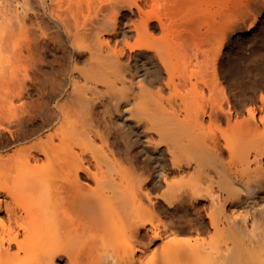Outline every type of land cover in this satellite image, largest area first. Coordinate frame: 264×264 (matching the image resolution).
Returning <instances> with one entry per match:
<instances>
[{"label": "bare ground", "instance_id": "bare-ground-1", "mask_svg": "<svg viewBox=\"0 0 264 264\" xmlns=\"http://www.w3.org/2000/svg\"><path fill=\"white\" fill-rule=\"evenodd\" d=\"M262 1L0 0V108L15 46L32 68L17 75V172L0 163L15 175L0 264H264V165L243 145L264 81L241 79L264 50ZM208 229L226 238H181Z\"/></svg>", "mask_w": 264, "mask_h": 264}, {"label": "rangeland", "instance_id": "rangeland-1", "mask_svg": "<svg viewBox=\"0 0 264 264\" xmlns=\"http://www.w3.org/2000/svg\"><path fill=\"white\" fill-rule=\"evenodd\" d=\"M17 0H6L5 2V8L3 6V8L5 9V12H7V10L9 11V13H14L15 10V6L17 3ZM263 2V1H262ZM6 3H8V5H6ZM7 6V7H6ZM262 8L260 9L259 13H258V23H257V27L258 30L262 29L264 27V2L262 3ZM12 9V11H11ZM261 27V28H260ZM17 29V28H15ZM255 31V33L258 32ZM32 31L30 30L27 34L30 38L33 37ZM15 34V38H16V42H17V30H15V32L13 33V35ZM27 34H23V35H27ZM20 35V34H18ZM22 35V34H21ZM20 35V36H21ZM23 35L20 37L23 39ZM256 34H254L253 32H251L250 34H248V37H253ZM32 36V37H31ZM14 38V39H15ZM19 38V41L21 40ZM22 41V40H21ZM24 40L22 41V43L20 42L19 45H24L23 44ZM20 45V46H21ZM16 48H13V53H12V57H11V61L8 63H6V75H7V79L6 80H10L11 81V87L10 90L8 91V93L6 94V97L1 101L2 106L0 108V135H2V133L4 135H6L8 138H10V143L4 147V148H0V163L5 162L6 159H8L7 161L9 162V164H13V166L15 167V171L13 172L16 173L17 172V139L15 141L12 140V134L10 131L14 132L15 134H17V104L19 103L17 101V75L21 77L24 76V72H25V76H31L32 75V68H31V64L29 63V58L27 59V57H20L19 51L20 49L17 48V46H15ZM20 57V58H19ZM26 59V63L25 60ZM29 60V61H28ZM28 63L30 66H28ZM27 64V65H26ZM24 65H26L25 67H23ZM23 67V69H22ZM29 67V68H28ZM27 68V69H26ZM31 69V70H28ZM29 71V73H28ZM28 73V75L26 74ZM11 78V79H10ZM241 79H242V85L244 87H252L253 85L263 82L264 81V50L262 51L261 55L259 54L258 57H256V59L253 61L252 65H250L248 68H246V71H244L241 75ZM248 113L245 112L244 115L241 116V118H244L245 116L247 117ZM245 117V118H246ZM264 123H261L259 126V130L257 131H253L251 132L249 135H246L245 141L243 143V145L245 144V149L246 151L250 152V158L251 160L253 158H255V162H261L263 161V165H264ZM8 151V153H10L9 156L10 158H7L8 155L3 156V153ZM263 159V160H261ZM253 160V161H254ZM262 163V162H261ZM2 176L0 178V184L2 183H13L14 181V176ZM12 200V199H11ZM264 199L260 200V204L257 205L259 207H261L260 209L256 206V210L257 211H261L262 209H264ZM29 201V197L26 196V198L23 199V202H27ZM13 206L15 207L16 211H17V199H13ZM263 207H262V205ZM230 208V209H229ZM258 208V209H257ZM230 210V211H229ZM228 211L229 213H232V207L229 206L228 207ZM253 211V209L251 210ZM203 213H205L203 211ZM4 214V212H3ZM239 220V219H238ZM0 232H1V227H0ZM228 233V230L225 229L224 235H226ZM185 240H190L192 243H202L204 242L205 244L218 239L220 242H222L223 239H225L226 237H222L220 238L219 235H216L214 230H204L203 232H201L200 234L196 233V232H188L186 233L183 237H181ZM232 241V240H230ZM234 243L231 242V245H233ZM213 255H205L202 260L200 261L199 264H215L213 263L210 259Z\"/></svg>", "mask_w": 264, "mask_h": 264}]
</instances>
